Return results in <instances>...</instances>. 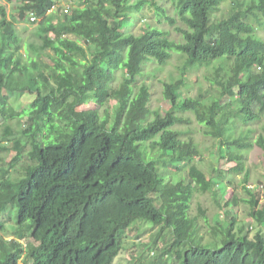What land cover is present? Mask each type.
<instances>
[{
    "label": "trees",
    "instance_id": "1",
    "mask_svg": "<svg viewBox=\"0 0 264 264\" xmlns=\"http://www.w3.org/2000/svg\"><path fill=\"white\" fill-rule=\"evenodd\" d=\"M6 1L16 3L17 14L9 20L0 7V119L2 127L24 124L7 148L14 157L0 170V214L15 211L18 226L10 242L0 238V264L23 257L31 264H114L137 221L159 227L150 246L160 264L166 256L180 264H264V174L252 188L244 180L247 198L223 202L225 226L216 222L203 233L205 210L192 217L191 205L197 194H214L217 182L200 170L202 149L180 128L190 124L184 114L193 115L218 143V159L239 166L255 146L264 151V129L255 136L264 119V0H231L227 15L214 21L227 0H177L185 28L154 0H83L61 17L60 0ZM147 4L181 42L154 25L144 23L139 33L125 27ZM38 20L39 43L24 44L16 23ZM174 53L180 65L164 83L170 111L162 116L149 108L148 88L134 93V85L146 66L157 71ZM202 72L209 89L188 96L187 83ZM8 94L35 98L18 110ZM111 102L112 118L99 111ZM84 103L95 108L76 112ZM180 160L189 161L185 179L173 183L172 163ZM239 202L258 227L252 237L245 227L236 230ZM163 232L170 239L158 249ZM25 234L33 242L23 246Z\"/></svg>",
    "mask_w": 264,
    "mask_h": 264
},
{
    "label": "rangeland",
    "instance_id": "2",
    "mask_svg": "<svg viewBox=\"0 0 264 264\" xmlns=\"http://www.w3.org/2000/svg\"><path fill=\"white\" fill-rule=\"evenodd\" d=\"M83 0H60L57 5V10H55L56 16L61 17L66 8H73L80 5V2ZM136 1V0H134ZM165 10V15L167 18L175 20V27L185 28L184 24L180 21L176 13V2L177 0H154ZM132 2V1H130ZM5 7L6 17L9 20H15L17 14V7L15 2L8 3L6 0H0V7ZM232 7L231 0L225 1L219 12H216L213 15L212 21L226 16ZM134 18H130L125 24L126 28L131 29L135 33L140 32L142 25L150 24L154 25L163 31L168 33L169 39L175 42H181V34L175 31L174 26L170 25L166 18H157L155 17V9L150 5H145L142 12L133 15ZM157 19V20H156ZM38 22L33 25H25L23 23H16V30L21 35L23 43L34 44L39 43L36 35V29ZM23 52V51H22ZM180 65L179 56L173 54L170 62L156 71V66L149 64L145 67L143 74L139 76L137 83L134 85V93L141 87L145 86L148 88L150 93L149 108L162 116L170 111V104L164 100L162 92L164 88V83L170 81L171 77H177L178 66ZM205 72L198 74V81L188 82L191 89L188 91L187 95L191 97L197 96L200 92L208 90L210 84L204 80ZM191 80V79H190ZM121 81V72L117 73V82L115 85ZM11 96V94H8ZM35 96L30 94H24L20 97L11 96V105L14 108L20 110L24 107H27L33 100ZM225 100H223L224 102ZM95 106L93 103H84L76 109V112L92 110ZM116 110V105L114 102H111L108 106H104L99 109L101 114H107L112 118ZM190 119L189 125H182L180 128L189 129L190 132L185 135V138H192L195 142L200 145L203 155L196 158L198 167L202 170L208 177H212L216 180L217 191L207 194H197L194 197V200L191 205V216H198V208L201 207L205 210V219L206 224L202 218H199L198 221L203 225V233H210L211 228L216 222H221L225 226V211L220 207L223 202L231 198L233 194L239 198H247L244 191V180H247V186L252 188L256 186L259 181L263 179L264 174V151L259 147L255 146L254 149L248 154L246 162L244 165H236L230 160L218 159L217 147L218 143L212 139L204 136L203 128L195 121L194 116L186 113L184 114ZM2 120L0 119V170L5 169L7 162L10 161L14 155V151H7V148L12 147V141L16 138V130L24 124V120L21 122H14L11 128L2 127ZM257 137L258 133H262L264 129V119L259 123L255 124ZM4 138L5 140H3ZM26 161V157L23 158L22 162ZM189 164V161L180 160L172 163L174 176L169 180L171 182H176L178 180H184L185 174L184 171ZM243 166V168L241 167ZM19 167V166H18ZM175 169H180L181 171H175ZM242 168V171H240ZM12 177L17 178L19 174L10 171ZM218 178V179H217ZM156 198L155 196H152ZM230 210V209H228ZM11 213V212H10ZM236 217V230L239 228H247L250 232V237L258 230V227L255 226L254 221L251 220L249 216V207L248 205L239 202L236 208L233 210ZM15 216V211L11 214L2 213L0 214V224L3 226V230L0 231V238L5 242H10L15 238L14 232L18 228L15 224L13 217ZM209 226V227H208ZM159 230V227H155L148 222L137 221L136 224L132 227L131 230L127 232L124 239V248L121 253L117 256L114 261V264H160L158 263L156 256L158 254L157 249L151 247V241L156 238L155 234ZM246 231V229L244 230ZM26 238L20 239V243L25 246L26 243L33 242L31 238H28L29 235L25 234ZM170 239L168 232H163L156 239V246L158 249L165 246ZM19 264H31L29 261L25 260L24 257L19 262ZM162 264H180L175 258L171 256L163 257Z\"/></svg>",
    "mask_w": 264,
    "mask_h": 264
},
{
    "label": "built area",
    "instance_id": "3",
    "mask_svg": "<svg viewBox=\"0 0 264 264\" xmlns=\"http://www.w3.org/2000/svg\"><path fill=\"white\" fill-rule=\"evenodd\" d=\"M34 20H35V18L33 16H31V21H34Z\"/></svg>",
    "mask_w": 264,
    "mask_h": 264
}]
</instances>
